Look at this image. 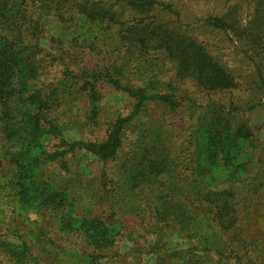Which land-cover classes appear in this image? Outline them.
Instances as JSON below:
<instances>
[{"label":"trees","instance_id":"16d2710c","mask_svg":"<svg viewBox=\"0 0 264 264\" xmlns=\"http://www.w3.org/2000/svg\"><path fill=\"white\" fill-rule=\"evenodd\" d=\"M245 1L252 11L246 19L239 15L243 4L237 3L223 15L209 17L207 23L230 33L232 39L246 47L245 52L256 75L255 83L264 90V0ZM65 13L72 14L71 19L63 20ZM172 15L176 19H172ZM179 15L172 4L162 0H0V133L3 137L0 170L4 162L15 169V177L19 179L16 183L21 187V183L26 182L22 181L26 175L27 183L37 186L30 192L37 191L44 205L51 203L60 229L70 227L78 231L85 227H100L101 236L90 237L91 242L99 249L107 248L113 246L120 236L117 223L73 215L74 210L67 206L72 207L76 198L71 196L67 187L56 182L57 178L56 181H47L34 177L44 163L60 162L68 154L84 153L103 162L118 161L125 156L121 155L124 140L131 132L138 137L129 148V159L125 165L127 182L129 178L133 179L129 181L133 183L130 188L136 191L143 184L159 182L157 187L149 189L154 198L155 217L158 218V223L151 222L150 227L158 232L163 228L162 223L172 220L168 225L175 223L178 235L186 238L182 240V252L188 250L193 256L187 264H219L225 260H230V264H262L257 255L264 250V243L258 236L264 231L253 232L244 226L249 218L247 211L244 212L246 196L239 197L238 191L232 188H218L220 184L238 179L250 161L248 146L253 136L250 126L229 129L222 121L205 123L198 143L202 146L206 142V148H212L213 159H220L217 163L220 169L231 164L234 171L219 177L213 167L215 162L196 157L197 167L193 171L194 178H191L193 184L188 187L175 182V170L168 169L166 164L171 147L163 142L164 122L160 119L150 122L152 105L149 104H160L155 106L169 112L180 109L175 86L178 80L191 79L207 90L235 87L227 66L187 32ZM52 16L71 23V27L77 23L108 28L117 24L121 27L117 52L122 60L133 59V63L142 69L147 62L146 57L160 51L174 62L175 74L170 79H163L162 75L151 79L136 75L132 78L127 64L98 66L77 80H58L50 88L51 93L56 94L57 91L56 96L59 92L62 94L54 100L38 85L41 60L37 59L36 52L42 50L41 44L39 40L33 42L28 39L38 33L37 26L45 18ZM76 30L68 33L65 41L72 45L73 50L81 37ZM82 40L88 43L89 39ZM157 78L165 87L162 92L154 91L149 85V81ZM104 84L124 92L133 100L130 113L118 116L107 139L102 142L60 139L65 149L54 152L41 149V141L49 134L44 123L49 115L47 109L56 113L61 104L69 105L79 98L85 99L92 111L88 119L95 121ZM161 173H167L169 180L160 182ZM213 181H220V184L214 185ZM23 199L21 190L18 202L22 207ZM133 210L136 211L137 207ZM162 233L169 236V240H164L157 247L164 251L179 247L170 238L174 234ZM17 241H0V264H34L35 257L28 242L22 237ZM218 256L223 261H217Z\"/></svg>","mask_w":264,"mask_h":264},{"label":"rangeland","instance_id":"374dc122","mask_svg":"<svg viewBox=\"0 0 264 264\" xmlns=\"http://www.w3.org/2000/svg\"><path fill=\"white\" fill-rule=\"evenodd\" d=\"M162 1L172 4L179 11L181 25L202 42L220 63L227 66L235 82L233 88L216 91L202 89L191 79H181L175 84L178 88L176 97L180 99L179 110L169 112L155 106L160 104H149L152 105L149 111V119H152L150 122L157 119L164 122V140L161 139L171 147L166 159L168 169L175 170L173 177L177 184L189 187L193 184L191 178H194L197 157L215 162L213 167L217 175L224 177L229 171H234V166L218 167L220 159H213L212 148H206V142L202 146L198 143L201 127L212 121H222L229 129L241 125L250 126L253 136L248 146L250 161L245 170L238 179L224 184L219 183L221 180L213 183H219L218 188L225 186L238 191L239 197L245 195L244 212L247 211L249 218L244 226L253 232L264 231V90L259 89L255 83L256 75L245 52L246 47L232 39L230 33L215 29L207 23L209 17L221 16L237 3L243 4L239 15L246 19L252 12L249 4L245 0ZM65 14L63 20L71 19L72 14ZM171 18L176 19V16L172 15ZM63 20L59 21L54 16L45 18L37 26L38 33L28 38L33 42L39 40L41 44L42 50L36 52L37 59L41 60L38 85L54 100L62 94L59 92L56 96L57 91L56 94L51 93L50 88L58 80H77L98 66L127 64L132 78L133 75L148 79L162 75L161 78L170 79L175 74L174 62L160 51L148 55L142 69L133 63V59L122 60L117 52L121 42V27L117 24L111 28L102 25L82 26L79 23L71 27V23ZM75 29L81 37L73 50L72 45L70 47L65 41L66 35L69 36L68 33L71 34ZM83 38L89 39L88 43L83 42ZM149 85L154 91L162 92L165 89L158 78L149 81ZM101 92L102 97L98 102L100 108L95 121L88 119L92 111L85 99L79 98L69 105L61 104L56 113L48 108L46 113L49 115L44 123L49 134L41 141V149L48 152L65 149L60 139L70 142L106 140L118 116L130 113L133 100L124 92L106 84L101 87ZM137 137L128 132L121 153L125 156L118 161L103 162L84 153L68 154L60 162L44 163L34 177L47 181L57 178L56 182L67 187L71 196L76 198L72 207L67 206L74 210L73 215L117 223L121 232L113 246L99 249L92 244L90 237H100V227H85L78 231L70 227L60 229L51 203L44 205L37 191L30 192L35 187L37 189V186L27 183L26 175L22 179L26 181L21 183L23 186L17 185L19 179L15 177L16 170L6 162L0 170V241H19L20 237L24 238L35 257L34 264H187L191 261L193 256L188 250L182 252V240L186 238L178 235L175 223L168 225L172 220L162 223L163 228L158 232L150 227L151 222L158 223V218L155 217L154 198L149 189L157 187L159 182L155 185L143 184L136 191L130 188L133 187V183L129 182L133 180L132 177L127 182L125 165L129 159V148ZM2 139L0 133V150ZM10 178L13 182L9 181ZM159 179L160 182L169 180L167 173H161ZM21 190L24 195L23 207L18 202ZM133 207H137V210H133ZM164 231L167 235L174 234L170 238L179 245L178 248L164 251L157 247L164 240H169V236L163 235ZM258 239L264 243V233ZM257 258L264 264V250ZM217 261L223 259L218 256ZM222 263L230 264V260Z\"/></svg>","mask_w":264,"mask_h":264}]
</instances>
